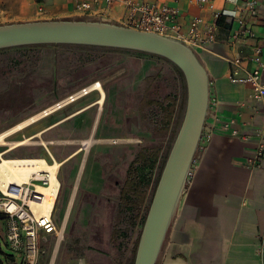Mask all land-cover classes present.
Listing matches in <instances>:
<instances>
[{
  "label": "rangeland",
  "instance_id": "1",
  "mask_svg": "<svg viewBox=\"0 0 264 264\" xmlns=\"http://www.w3.org/2000/svg\"><path fill=\"white\" fill-rule=\"evenodd\" d=\"M97 83L104 104L94 105L101 94L92 92L0 146L4 159L18 160L39 158L42 144L50 143L61 164L58 233L41 243L38 264L132 263L155 178L184 119L187 89L170 63L133 51L74 45L0 50V134ZM148 160L157 165L150 186L136 175Z\"/></svg>",
  "mask_w": 264,
  "mask_h": 264
},
{
  "label": "crops",
  "instance_id": "2",
  "mask_svg": "<svg viewBox=\"0 0 264 264\" xmlns=\"http://www.w3.org/2000/svg\"><path fill=\"white\" fill-rule=\"evenodd\" d=\"M137 1L178 9V23L186 31L195 19L209 25L216 14L235 11L241 17L245 15L241 9L250 0H208L213 9L200 5L198 0ZM256 2L257 15L246 16L253 38L234 45L232 36L238 23L235 18L224 16L218 22L215 43L194 51L209 76L210 105L196 161L157 264H264V157L259 168L250 167L247 162L256 156V149L264 141V100L254 99L250 87L235 85L229 78L231 59L242 56L246 60L255 45L264 50V0ZM63 20L126 26L127 13L122 5L108 8L103 4L84 14L77 12L73 0H0V26ZM245 65L252 66L247 61ZM230 121L234 123L232 129L238 132L236 136L223 130V125ZM204 134L212 135L209 142ZM45 145L55 159L52 145ZM42 146L38 157L47 158ZM55 213L56 206L57 226ZM55 234L41 237L40 247ZM0 264H23L22 257L7 245L3 221H0Z\"/></svg>",
  "mask_w": 264,
  "mask_h": 264
},
{
  "label": "water",
  "instance_id": "3",
  "mask_svg": "<svg viewBox=\"0 0 264 264\" xmlns=\"http://www.w3.org/2000/svg\"><path fill=\"white\" fill-rule=\"evenodd\" d=\"M74 45L129 50L166 59L182 72L184 119L150 205L134 264H157L199 149L210 105L209 76L196 53L172 38L98 21H37L0 26V50Z\"/></svg>",
  "mask_w": 264,
  "mask_h": 264
},
{
  "label": "built area",
  "instance_id": "4",
  "mask_svg": "<svg viewBox=\"0 0 264 264\" xmlns=\"http://www.w3.org/2000/svg\"><path fill=\"white\" fill-rule=\"evenodd\" d=\"M73 2L77 12L84 14L92 12L103 4L108 8L122 5L127 13L126 27L172 38L193 51L196 48L215 43L219 26L218 21L224 16L235 18L238 23V28L232 36L234 45H237L242 39L253 38L255 35L249 27L247 17H255L258 13V3L256 0H250L241 9V12L245 14L241 17H238L235 11L224 12L216 14L215 21L209 25H203L202 19H195L190 23L188 30L183 31L178 23L179 10L166 5H158L146 1L141 3L137 0H73ZM198 2L202 6H208L213 9V5L208 0H198ZM40 13H43V9H40ZM202 25L204 26L203 28H201ZM246 61L252 64L251 68L245 65ZM229 63L231 83L250 87L252 97L258 101H263V47L255 45L252 48V54L246 60L242 56H236ZM86 91L87 88L80 92L85 93ZM233 124V121L225 123L223 130L236 136L238 132L232 129ZM211 137V134H204L206 142H209ZM44 146L47 158L17 160L22 163L36 162V166L42 168L33 172L27 182L22 185L13 183L0 184V221L6 224L8 247L22 257L23 264H38L41 237L58 233L54 220V211L56 200L61 190L59 179L61 165L59 163L57 165V161L53 158L47 146ZM263 157L264 141L256 149V156L248 159V165L259 168ZM47 189H51L55 198L52 203L47 204L51 205L50 207L46 205L45 195L42 193L43 190ZM262 236L264 238V229Z\"/></svg>",
  "mask_w": 264,
  "mask_h": 264
},
{
  "label": "bare ground",
  "instance_id": "5",
  "mask_svg": "<svg viewBox=\"0 0 264 264\" xmlns=\"http://www.w3.org/2000/svg\"><path fill=\"white\" fill-rule=\"evenodd\" d=\"M99 92L101 94V97L99 98V100L96 102L97 105H102L104 104L106 95L103 91L102 88V84H94L92 86H90L89 88H87V91L85 93L83 92H78L76 93V95H74L72 98H69L65 101L60 102L59 104L55 105L54 107L43 111L42 113L31 117L30 119H28L25 122H22L18 125H16L14 128L5 131L3 133L0 134V146H4L6 145V141L9 139V137H11L12 135L23 131L24 129H26L28 126L36 123L37 121L43 119L46 116H49L50 114L63 109L64 107H66L67 105L76 102L77 100H79L80 98L87 96L89 94H91L92 92ZM72 99V100H71ZM39 137V136H36ZM32 140V139H30ZM30 140H27L25 142H21L18 143L16 145H14L15 147H13L12 149H16L17 147L23 146L26 143L30 142ZM87 145V143L85 144ZM0 184L3 183H13V184H17V185H22L23 183L27 182L29 176L37 171L42 169L41 167H37V163L36 162H31V163H22L19 162L17 160H8V159H4L2 155H0ZM58 165V163H57ZM61 165V164H60ZM42 193L45 195V203L46 205L48 203H52L53 200L55 199L52 195V191L51 189H47V190H43ZM59 196L56 200V203L58 202ZM47 206H51V205H47Z\"/></svg>",
  "mask_w": 264,
  "mask_h": 264
},
{
  "label": "trees",
  "instance_id": "6",
  "mask_svg": "<svg viewBox=\"0 0 264 264\" xmlns=\"http://www.w3.org/2000/svg\"><path fill=\"white\" fill-rule=\"evenodd\" d=\"M219 22V21H218ZM92 48V47H90ZM96 48V47H95ZM106 49V48H105ZM113 50V49H112ZM126 52H132V51H129V50H124ZM135 52V51H133ZM137 54H140V55H149V56H152V57H156V58H160V59H163L161 57H158V56H155V55H151V54H146V53H142V52H135ZM164 61L170 63L169 61H167L166 59H163ZM174 68L175 70L180 74V76L182 77L183 79V82L184 84L186 85L185 83V79H184V76L182 74V72L180 71L179 68H177L175 65H173L172 63H170ZM171 150V149H170ZM164 163H165V160L163 162V164L160 166V173H161V170L163 169V166H164ZM156 161H153V160H148L146 161L145 163H143V165L137 169L136 171V175L138 176V180L141 184H144L146 186H150L153 182V176H154V172L156 170ZM159 179H160V175L157 176V178H155V185L157 186L158 182H159ZM145 219L146 217H144V221L145 222ZM135 262V258L134 260H132V263L131 264H134Z\"/></svg>",
  "mask_w": 264,
  "mask_h": 264
}]
</instances>
